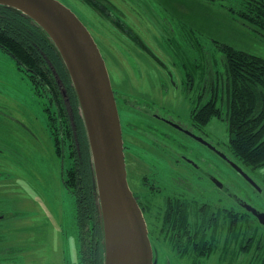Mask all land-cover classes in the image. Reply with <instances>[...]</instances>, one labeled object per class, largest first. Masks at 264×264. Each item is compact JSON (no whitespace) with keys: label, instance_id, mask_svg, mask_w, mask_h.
I'll list each match as a JSON object with an SVG mask.
<instances>
[{"label":"rangeland","instance_id":"1","mask_svg":"<svg viewBox=\"0 0 264 264\" xmlns=\"http://www.w3.org/2000/svg\"><path fill=\"white\" fill-rule=\"evenodd\" d=\"M59 1L92 33L106 60L115 93L120 99L138 98V103L119 99L129 182L145 208L151 238L159 252L158 264H166L169 254L180 250L179 239L175 236L177 240H172L173 233L166 232L164 197L149 191L151 186L145 184L147 164L130 153L152 160L153 156L131 145H145L142 141L148 128L144 120L148 116L144 112L151 118L153 113H166L142 99L156 100L175 110L181 119L192 117L191 109L200 100L199 95L211 97L216 72L225 68L222 46L232 45L264 58V31L240 14L248 0ZM16 64L0 45V264H82L77 201L63 183V173L70 166L68 150L59 154L50 129V116L55 117L58 110L56 101L49 96V110L44 113L42 107L47 103L42 99L39 102L37 92ZM224 118L213 117L197 133L206 135L235 159L230 149L232 132ZM180 136L182 154L204 165L207 162L203 157H207L212 164L208 167L220 184L223 181L250 204L264 208V167L244 168L260 187L258 190L208 148L183 133ZM155 163L164 185L168 172L161 161ZM179 179L182 186L191 189L190 193L182 190L178 196L187 206L192 234L199 231V237H195L198 244L205 234L208 244L203 252L188 245L182 255L171 257L172 264H252L253 252L262 242L264 245V228L255 223L256 240L252 252L246 253L245 239L232 237L229 214L240 216L244 224L248 211L195 168L183 164ZM209 203L220 216L216 226L202 230L203 226L195 225L196 207Z\"/></svg>","mask_w":264,"mask_h":264},{"label":"trees","instance_id":"2","mask_svg":"<svg viewBox=\"0 0 264 264\" xmlns=\"http://www.w3.org/2000/svg\"><path fill=\"white\" fill-rule=\"evenodd\" d=\"M240 14L256 28L264 31V0H248ZM0 45L15 60L23 63L28 72V69H33L34 73L31 71L29 77L30 80L32 77L38 91L39 84L42 83L39 80L41 74L49 82V96L56 101L58 109L55 117L50 116V129L59 154L62 156L68 150L70 166L63 173V183L77 201L81 263L105 264L104 229L99 212L89 139L77 93L58 48L43 27L21 11L6 5H0ZM222 50L225 68L216 72L211 97L199 95L200 100L191 109L192 119L202 128L213 117L223 118L225 115L224 119L232 132L230 149L236 160L233 159L243 169L246 166L256 170L264 167V58L232 45H223ZM47 59L49 69L45 70L42 66ZM59 80L66 88L71 110L64 104L63 88L60 87ZM137 99L126 98L132 102ZM140 206L144 213L143 204ZM186 207L185 204H170L168 207L166 232L173 233L172 240H177L175 236L178 233L182 239L185 235L192 234V224L188 220ZM212 208L211 203L196 207V227L203 226L204 230L208 226L217 225L220 215H216ZM249 213H246L249 217L246 216L244 224L243 218L229 214L232 237L234 240L240 237L245 239L243 249L246 253L252 252L256 240V234L253 233L255 223L259 228H264ZM195 237H199V231ZM200 240L197 249L203 252L207 250L208 244L205 234ZM254 252L252 264L259 261L264 264L263 242Z\"/></svg>","mask_w":264,"mask_h":264},{"label":"water","instance_id":"3","mask_svg":"<svg viewBox=\"0 0 264 264\" xmlns=\"http://www.w3.org/2000/svg\"><path fill=\"white\" fill-rule=\"evenodd\" d=\"M0 5L21 11L43 27L70 74L91 149L104 229L105 264H156L147 221L128 180L123 127L112 80L92 33L59 0H0ZM188 133L227 159L260 190L255 180L224 152L202 137ZM242 205L264 226V210L249 202Z\"/></svg>","mask_w":264,"mask_h":264},{"label":"flooded vegetation","instance_id":"4","mask_svg":"<svg viewBox=\"0 0 264 264\" xmlns=\"http://www.w3.org/2000/svg\"><path fill=\"white\" fill-rule=\"evenodd\" d=\"M16 61H17L16 68L21 72L23 78L27 79V81L30 84H32L33 92H37L38 90L36 89L35 82L33 81L32 77H31V80L29 77L31 74V71L34 73L33 69H31V68L28 69V70H30L28 72L27 68L24 67L23 63H19V61L17 59H16ZM42 67H44L45 70L49 69V60L48 59L46 60V64H44ZM39 80H41V82L43 84L42 83L39 84V91L36 94L39 98V102H41V99H42L43 100L42 102L47 103V106L42 107L44 113H46L47 109L49 110V82H48V80H46L45 76L42 74L39 76ZM57 80H58V78H57ZM58 82L60 84V87H62L63 89H66L60 80ZM115 95H116V99H117V103H118V107H119L120 95H118L116 93H115ZM63 96H64V104L67 106V108H69L71 110L70 101H69V98L67 97L66 90H65V94L63 93ZM122 97H123V99H120V101L127 102V100H125L126 97H124V96H122ZM142 100L146 105L149 104L150 107L153 106V107H156L157 109H160L161 111L163 110L166 113V115L160 114V113H153V116L151 118L149 115H147L149 113L144 112L143 114L145 116H148V118L144 117L145 118L144 121L146 122L144 127L148 128V135H145V137H146L145 141H142L145 143V145H142V146H136L133 144L131 145V146L137 147L138 151L147 152V155L153 156V157H151L152 160H148V159H145L141 156H138L139 154H137L135 152L132 153V151H130V153H131L132 157L136 156V157H138V159L141 158V161H143L147 164L149 171L144 170V172H143V173H146L145 175L148 178V180L145 181V184L148 187L151 186L149 191L164 197L163 208L164 207L166 208V219L169 216V214L167 216V211H168V207L170 204H182V205L184 204L183 199L181 198V196H178V194H180L182 190H184L186 193L191 192V189L189 190V188L187 186H182V183H181L182 181L179 179V177H181V169H182L183 164L186 166H189L191 168H195L196 171H198L203 177L211 180L220 189V191L223 194H225L227 197H230L241 208L246 210V208L242 205V202H247V201L244 198H242L238 192L233 190L231 186L224 184L223 181H222V184L216 183L215 180L218 177L214 175L212 168L208 167V165H212V164L207 157H203V160L205 162H207V165H204L201 162L199 163L194 157L181 153V149H180L181 136H180V134L183 133L186 136L190 137L191 139L195 140L196 142H199L202 146L208 148L210 151H212L211 152L212 154H216L226 164H228L236 172H238L228 162L227 159H225L223 156L219 155L217 152L212 150V148H210L209 146L200 142L196 137H194L190 133H188V131H190L193 134H195L199 137H202L203 139H205L206 141H208L212 145L216 146L213 142H211L209 139H207L206 135H205L206 136L205 137L204 135L197 133V131H198L197 129L202 130L203 127L202 128L199 127L198 124H196L195 121L192 119V117H189L188 119L187 118L181 119V116H178L176 114L175 110H172V109H169L168 107L162 106V104H159V102H157L156 100H148L146 98H143ZM133 102L138 103L137 101H133ZM148 108L149 107H147V109ZM120 110H121V108H119V112H120ZM144 110L147 111L146 109H144ZM47 117L49 118V115H47ZM121 121H122V119H121ZM187 124H189V125H187ZM176 125H179L182 128L177 127ZM48 127H49V122H48ZM133 135L137 139V135L134 132H133ZM158 135H161L160 139L158 138ZM0 143H2V141H0ZM124 147H125V155H126L127 170H128V180H129V168H128V161H127L128 160V157H127V151L128 150H127V145H125V142H124ZM217 149L221 150L219 147H217ZM225 154L232 161L237 163L231 156H229L227 153H225ZM156 160L161 161L164 164V171L168 172V175L166 176L164 185L161 183L162 178H160V176L158 175L157 164L155 163ZM135 161H137V160H135ZM147 162L151 163L152 165H148ZM131 174L133 176H135V171L131 172ZM240 175L244 178V176L242 174H240ZM129 184H130V182H129ZM133 192H134V195L136 196L139 204L141 205L142 200H141V198H139V194H136V192L134 190H133ZM176 197H178L177 201H176ZM256 208H258L260 210H264V208H261V207H256ZM144 215L146 218L145 210H144ZM1 217H2V213L0 212V219H1ZM257 221H258V219H257ZM147 225H148V223H147ZM262 227H264V226H262ZM148 229H149V227H148ZM178 234L176 236L179 239V247H181V248L178 251V253L176 251L174 253L169 254V257L166 260V264H172L171 257L182 255L183 252L187 250V246L190 244H193L194 248L196 247V251H198L197 250L198 243L196 242V239H195L196 232H195V234L185 235L183 239L181 238V234H179V235ZM149 236H150L152 246H153L154 257L157 258L156 264H158L159 263V252H158V248H157L156 244L153 242V239L151 238L152 236H151L150 230H149ZM177 262L181 263V260L179 259V260H177Z\"/></svg>","mask_w":264,"mask_h":264}]
</instances>
